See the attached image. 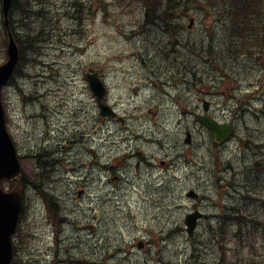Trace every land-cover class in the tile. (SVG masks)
Instances as JSON below:
<instances>
[{
  "label": "rangeland",
  "instance_id": "374dc122",
  "mask_svg": "<svg viewBox=\"0 0 264 264\" xmlns=\"http://www.w3.org/2000/svg\"><path fill=\"white\" fill-rule=\"evenodd\" d=\"M70 1L46 0L52 14L55 15V18H59V23L54 25V27H58V30L53 32V30L49 29L53 35L57 36L54 40L40 43L42 47L40 55H30L29 51L24 50V55H21L17 73L13 78L10 89L6 90L4 94L5 109L8 110V117L11 119L9 122L7 121L8 130L18 150L25 155L22 158V165L24 173L28 181H30L28 185L41 186L37 182L41 170L37 168V164L31 155L35 151V153L42 152L38 151V147L42 145V139L44 140L43 145L49 148L58 147L59 142L64 139L67 141L68 149L73 150L75 148L76 152L83 153L87 159H91L90 148L97 149V142L105 139L104 143L110 144L111 156L120 152H144L145 155L147 154L146 157H157L158 164H161L160 161L163 156L168 157V159H163L167 160L166 164L172 159L175 160L177 158L176 146L178 145L179 153H183L182 159L189 163L196 162L199 168L203 165L204 169L202 171L205 172L199 173V183L197 174H193V172H196L194 166L179 167L177 164V175L174 174L172 182L174 186L178 185L179 188L184 185L182 190L184 196L178 198V188H174V192L172 190V193H168L165 201L169 202L172 205L170 207L175 210H162L166 223L173 225L174 222H180L178 215H184L192 208L193 202L189 201L185 196L186 190L190 187L199 185L198 187L203 194L217 201L216 203H211L207 198L200 204V208L210 215L221 212L225 206H233L235 200L231 194L226 193L223 197L220 194L223 190L217 188L216 183L220 179L219 174L213 175L216 169L213 161L214 147L211 141L213 143L216 142L211 133L194 114L203 113L204 100H211L215 103L214 107L219 120H226L229 114L225 113V109L232 107L236 100L225 102L229 99V95L222 89H214L224 79L225 72L234 71V77L243 86L242 88L238 86L243 93H248L252 85L259 83L260 78L263 77V74L257 72L256 69H244L243 64H246L247 60L250 59L247 53L236 57V42L241 37H236L233 35V31H229L232 39L228 42V48L231 45V51L227 54L217 50L223 46V34L216 37L215 48L212 47L213 42L205 43L203 48L204 35L205 39H208V36L205 33V26L197 20V17H201V14L196 12L193 14L194 16H191L196 19L195 24H193L194 28L185 36L184 43L186 46L182 49H178L177 46V49H175L169 46L174 42V38L166 40V35H162L157 30L144 34V29L139 26L143 12L136 8L132 10L123 9L118 0H105L96 12V16L91 11L84 13L83 22H81L82 26L77 28L75 27V20L67 18L71 15L70 10H67ZM83 1L84 5L91 6L95 0ZM31 8H33L32 5ZM3 20L0 0V65L7 61L6 30ZM189 20L188 17H185L182 22L174 23L172 28L180 30L182 29L180 23H182L185 26L184 29L187 30ZM33 26L36 25L34 24ZM74 30H76L77 34L73 32ZM28 38L31 41H36L39 37L33 34L28 36ZM209 49H212L211 55ZM211 56L215 65L221 62L222 64L225 63L226 66L215 68L210 60ZM259 59L264 62L262 54ZM226 60H228L227 63ZM206 61L207 65L205 64ZM200 66L206 67L205 73L200 76V80L196 85H192L190 72L192 69H199ZM87 67L101 70V73L107 79L110 91L109 100L112 105L117 107L116 110L125 117V122L115 119L100 120L94 96L88 90L83 78V71ZM182 69L184 70L182 74L180 73L179 84L183 75L189 71L187 78L190 85L183 88L181 84L179 87L174 84L173 88V86L169 85L171 81L168 84L166 78L171 76V72H181ZM248 80H253L255 83L244 85L243 81ZM227 85H229V80H227ZM178 88L188 90L186 97L178 94L180 90ZM209 90L216 94L210 99L208 96ZM36 100L39 101L37 105L35 104ZM226 103H230V105L223 107ZM182 105L183 107H181ZM37 109L40 110L37 112ZM41 109H43V113L39 114ZM259 122H262L261 117L256 119L250 116L246 119V124L241 132H246L248 128L251 134L257 136L259 140H263L264 128H258ZM67 129H72L74 132L79 130L84 136L83 140H81L82 143L80 142V137L77 142L74 141L72 143V138L70 136L67 137L69 132H64ZM186 129L190 130L193 136L189 146H187L186 142ZM164 135V138H167V142L164 141L163 146L167 144V149L166 147H160L159 143H149L147 147L139 143L141 137L153 142L162 139L161 136ZM101 136L109 139L101 138ZM171 140L175 142L172 143ZM236 145L237 143L234 142L226 148L218 149L215 152L217 167L220 166L221 159H223L228 165L235 167L237 173H240L243 171L241 165L245 161V165L252 162L255 157L254 151L246 148L245 154L243 150L242 152L239 151ZM79 147L81 148L80 150ZM86 147L89 148V153L86 152ZM240 154H245V161L242 164H239L241 161ZM237 157L240 159L239 162L236 159ZM73 159H76V155L75 158L70 155L64 156L61 160L62 162L57 165L58 173L49 171L44 175L43 187H47L48 181L54 177L56 179V176H58V179L60 178V181H58L59 186L50 187V189L52 192L58 191L64 197L69 193L72 195L77 184L86 180L87 189L94 191V196L97 192L100 193L99 196H103L100 189H95L97 187L96 184L84 177L83 171L79 170ZM237 165L239 168L236 167ZM117 166H121V163L116 162ZM109 170L113 179L117 172L113 168H109ZM244 175L245 172L242 175L233 176L234 186L241 185L239 181L243 180ZM159 176L157 173L151 184H156L162 180ZM224 176L229 181L228 173H221V180L223 181H225L222 179ZM119 180L118 178V180L110 181L111 185L107 186V189L109 187V201L103 203L109 212L106 219H113L112 216H114L119 223H122L127 217V212L134 210L138 205L141 207L148 204L145 200V195L148 196V194L145 193L144 188H134L135 186L132 184L124 186ZM250 184V190L256 187L255 184ZM159 185L162 186L161 184ZM26 191L30 199L38 201L32 191L27 189ZM249 194H251V191ZM46 201H50L48 196ZM38 206L41 209V206ZM67 206L70 207L71 212L72 210L76 211L73 200H70ZM72 213L78 214L76 212ZM209 223L210 220L203 224L202 231L195 244H191L185 239L190 246L186 255H183L181 250H175L174 258L177 264H186L185 259L187 261V257L189 256L190 258L193 248L197 247L199 242L202 254L199 259L193 258L191 264H217L219 244L216 242L218 246L216 245L215 248L210 242L207 234ZM136 224L140 226L141 237L144 236L147 241L149 237L148 235L146 236L145 231L149 225L143 221H138ZM39 226L41 227L40 229L43 228L47 233H51L49 221L45 220ZM32 229H34V225L31 221L24 220L19 226L18 238L24 235L23 238L26 239L28 236L31 237L37 234L38 227L34 231ZM157 232L160 231L158 230ZM134 235L136 236V234ZM112 239L113 236L111 237ZM131 239L135 238L131 236L129 242ZM32 241H35V250L31 254L30 252H27V254L32 256L36 262H38V256L43 261L50 260L51 251H49V248H52L53 251L51 239L49 245L46 244L48 241L38 236H33ZM174 241L180 248L181 241H184V238L178 237ZM135 242L136 245L139 244V241ZM231 247L234 248V244H231ZM143 250H146L145 247ZM259 258L258 260L261 263L264 262L263 255ZM143 259L141 255L138 260H135V263L147 264Z\"/></svg>",
  "mask_w": 264,
  "mask_h": 264
},
{
  "label": "bare ground",
  "instance_id": "6f19581e",
  "mask_svg": "<svg viewBox=\"0 0 264 264\" xmlns=\"http://www.w3.org/2000/svg\"><path fill=\"white\" fill-rule=\"evenodd\" d=\"M171 2H172V3H170L171 9L172 8L173 9L178 8V6H179L178 2H175V0H172ZM12 3L14 5L15 0H12ZM16 3L18 4V1ZM3 5H4V0H1V8L2 9H3ZM31 5L33 7L32 12L33 13L35 12L38 15V17L43 18V24L44 25L45 24L49 25L50 23H52L53 14H52L51 10L49 9V7L47 6V2L45 0H31ZM81 11H82L81 14L83 16H84V13H89V11L95 12V10L91 9L87 5H84V3L81 6ZM145 16H146V13L143 12L142 17H141V21L139 24V26L143 27L144 34H146L147 32L152 33L154 30H157L162 35H166L165 39L167 40V37L170 34L169 31L174 29L172 27H173L175 22L172 23V20L170 18H167L165 21H161L158 18H156L155 15L151 16V17H146V18H145ZM14 17H15V15H14ZM21 20H22V17L20 16L16 19V23H21ZM27 21H28V19L25 22H22L23 23V24H21L22 28H19V30L27 27L25 25V23ZM32 21L33 20H31L30 23ZM38 25L40 26L41 24L39 23ZM49 29H50V27L43 30V32L40 34V36L38 38V41L41 42L44 37H47V35L49 33ZM189 32H190V30H189ZM173 34H175V33H173ZM221 34H223L224 42L228 43L232 39V35L226 30H222ZM11 36L15 40L18 39L17 36L15 38V35H13V33H11ZM204 38H205V35H204ZM25 46L27 47V51H29L30 55H39L40 49L36 45V41H30L29 43L27 42ZM21 52L22 51L20 49V53ZM260 57L257 55L254 58L247 60V63L243 64L244 69H256L259 73L264 74V62L261 59H259ZM205 64L207 65V61ZM199 69H195V72L191 73V75H190L192 77L191 78L192 85H196L199 82L200 76H202L205 73V71H203V69H206V67L204 68L203 66H200ZM174 77L176 78L177 76H174ZM254 79H256V78H254ZM173 81H171L170 84H172ZM251 82L255 83L253 80H248V81H243V84L244 85H251L250 84ZM240 88H242V87H240ZM231 100H236V102L233 103L232 107L225 109V113L229 114V115L226 117V120L223 119L222 121L230 122L233 125V127H234V142L237 143L236 146L238 147L239 151L242 152V150H243L244 153L246 154V151H247L246 148H249V149L254 151V155H255L252 162L249 163L248 165H245L246 164L245 159L240 161V159H238V157L236 158L238 162L240 161L239 164L240 163L242 164L245 161L241 165V168L243 169V171H241L240 173H237V169L235 167L228 165L223 159H221V163H220L221 173L226 172L229 175V181H227L225 179V176H224V177H222V179H224L226 182L223 180H221V182H222L223 186L228 187L227 194H231V196L235 200V202L233 203L234 205L231 207L225 206L222 208L221 212H219L217 214H211L210 215L207 212H204L200 208V204L203 201L207 200V196H206V194H203L202 191H200V189L198 187L199 185L197 187H192V188L190 187L185 192V196L187 198H188L190 193L194 194V196H195V198H193L191 200L193 202V206H192V208H190V210L187 213H189L193 210H200L201 211V213H202L201 228L203 227L204 223H207L210 220V223L208 224V227H207V234L210 238V242L214 245L215 248L217 245L216 242H218V244H219V249H218L219 250V258H218L217 264H221V262H222L221 238H224V241L228 238H231V237L234 239H237L239 241H243L246 238H247V240L248 239L252 240L254 238V236H264V210L261 212H256L257 210L262 209L260 206V203L262 202V200L258 196H261L262 192H264V174H261V172L258 173L257 169H255L253 167L255 162H264V149L259 148L260 146H263L264 139L259 140L257 136L251 134V131L248 130V128H247L246 132L245 131L241 132L243 126L246 124V119L249 118L250 116H253L256 119L261 117L262 122H259L258 128H260V129L264 128V86L260 87L258 84L252 85L251 89L249 90V92L246 95L234 94L229 99H227L225 102H228ZM38 102L39 101L36 100L35 104L37 105ZM229 105H230V103H226L223 107H228ZM39 110L40 109H37V112ZM261 112H263V115L260 114ZM42 113H43V109H41V112L39 114H42ZM206 114L210 115L211 117H213L214 119L219 121V116L217 115V112L215 111V107L213 108V110H211L210 112H208ZM67 131L69 132L67 137L77 136L75 134L71 135V133L74 130L67 129L64 132L68 133ZM76 131L81 136H83L79 130H76ZM186 133L191 138L193 137L192 132L190 130L186 129ZM158 134H159V132H158ZM103 137H105V136H101V138H103ZM164 137H165V135L161 136L162 139L157 140L158 142L157 141L151 142V140H150V143H156V144L159 143L160 147H163V148L166 147V149H167V144H166V146H163V142L164 141L167 142V138H164ZM105 138H108V137H105ZM96 140H97V138H96ZM105 141H106L105 139L102 140L103 143ZM43 142H44V140L42 139L41 140L42 145H40V147H38V151H42L40 154L41 155L40 160L42 162L41 165L49 164V167H51L50 164H58V163L62 162L61 160L64 156L71 155V150L67 148V141H65L64 139H63V141L59 142L58 147L54 146L57 148H61V150L63 151V152L59 153V155H60L59 159L60 160H57V156H50L49 153L47 152V150L43 151L46 149V146L43 145ZM171 142L174 143L175 141L171 140ZM139 143H140V145L141 144L144 145L146 143L145 138L141 137L139 140ZM107 144H108V146H105V145L104 146H105V149L106 148L109 149V153H110V147H109L110 144L109 143H107ZM211 144L214 147V153H213V159L214 160L213 161L215 164V159H216L215 152H216V150L224 149L226 147L220 148V146L217 143H213L212 141H211ZM176 150H177V158L175 160L172 159V161L167 162V165H168L167 174L164 177V179L161 178L160 170L158 169L150 177L148 183L143 182L144 189L146 190L145 193L148 194V196L145 195L146 199L148 200V206H146V208H145L144 215L152 218L153 222L157 226V231L158 230L160 231V232H154V235L151 236L147 241H145V245H146L145 251L143 250L144 247H142L140 245H136L135 239H131V241L129 242V238L131 236L136 238V236L134 234L137 235L139 233V226H138V224H136L137 221L134 220V217H132L133 210H130V212L126 213L127 217H125V220L122 223H119L118 220H116L115 218L110 219L108 230L106 228H104V230L99 228V229H95L94 231H92L91 229L86 227L82 231V230H80V227L83 225H86V223H85L84 219H81V217H80L81 215L79 213L86 211L85 210L86 204L84 202H81V201L74 202V209L76 211L72 210V212H76L78 214L75 215L74 213H72L70 219L77 222V228L73 227V228L66 230V232L63 234V236H67L69 239L77 238L78 239V241L76 242L77 246L79 248H82L84 251L89 249V248H92L94 250L95 258H97V260H94L90 264H136L135 260H138L139 256H141V255L144 258L143 261L147 264H177L175 262V258H174L175 257V255H174L175 250H178V251L181 250L183 255H186L188 253L190 246L186 242L185 239H187V241L189 243L195 244V242L197 241V238H198V236L202 230L200 229V232L197 234V236L193 240H189L186 237V235L184 234V232L181 230V226H180L181 222H178V223L174 222L173 225L166 223V219H164V214L162 211L165 209L166 210H175V209L170 207L172 205L169 202L165 201V198L167 197L168 193L169 192L172 193V190L174 192V188H176V189L178 188V190H179V197L178 198H182L184 196V192H182V190L184 189V185H182V187L179 188L178 185L174 186L173 182H172L173 176H175L174 174L177 175V173H176L178 171V165L177 164H179V167L194 166L196 168V172H193V174H197L198 178H199L200 172L201 173L205 172V171H202L204 169L203 165L199 168V165L196 162L189 163L185 159H182V157H180L181 152L179 153L178 145L176 146ZM245 154H244V157H245ZM165 158H166V156H165ZM223 158H224V156H223ZM166 159H168V157ZM119 161L125 162L124 161V153L120 152V153H116L112 156L110 155L111 168H112V165H115V168H113V169L116 170V172H117L116 176H119V179H121L120 178L121 173H122L120 171L121 166L116 167V162H119ZM244 166H245V168H244ZM236 167L239 168L238 165ZM198 168H199V170H198ZM214 168H215V165H214ZM47 169H48V167H47ZM263 171H264V169H263ZM244 172H245V175H244L243 180L239 181L241 185L240 186H234L233 176L237 175V174L242 175ZM157 173L160 175L159 177L162 180H160L156 184H151L152 179L156 178ZM170 174H173V175H170ZM127 176H129L131 178H135L134 171L127 173ZM110 178H112L111 175H110ZM40 181H41V177H39L37 179V182L39 184H40ZM53 182L56 184L55 177L49 180V183L53 184ZM119 182H120V180H119ZM250 183L255 184V186L257 184H260V185H262V188L256 189V187H254L252 190H250V188H249V187H251ZM159 184H161L162 186H160ZM108 185H111V183L109 182ZM125 185H127V184L124 183V186ZM137 185H138V183H136L134 185L135 186L134 188H136ZM37 186L38 185L26 186L27 190L32 191L36 195V198L38 201H36V200L35 201L37 202V204H39L41 206V200H46L47 196H48L50 198V201L59 204L58 209L60 208L63 214H65V212H71L70 207L67 206L69 203V200H64V202H63L60 199H58V197L56 195H52V196L49 195L48 189H44V196H43L39 192V188ZM107 190H109V187ZM250 191H251V194H249ZM106 194H109V191ZM240 207L242 209L245 207V210L247 208V211L245 213L247 215L246 217H244V215L241 214ZM253 212H256V213H253ZM25 213L26 214L30 213L29 208L27 206L25 208ZM261 218H262V220H261ZM30 221L34 225V229L37 227L39 229V225L43 222V218H42L41 213H39V212L38 213H31ZM56 223L58 224L57 225L58 227H63V225H64L63 219L56 221ZM103 227H105V226H103ZM216 228H219L218 233H212ZM34 229H32V231H34ZM44 231H46V230H44L42 228L39 231L37 230V234H35L36 232L34 234H35V236L43 237ZM47 236H49L48 233H47ZM112 236H113V239L111 240ZM178 237L184 238V241H181V247L180 248H178V246L176 245V242L174 241V239L178 238ZM22 243H24V242H22ZM20 245H26V244H20ZM257 252L260 256L264 255V251H261L258 249ZM201 254H202V251H201V246H200V242H199L198 246L193 248V251L191 252L190 258L188 256L187 257L188 260L186 261V259H185V263L191 264L192 259L193 258L199 259ZM49 259H50V257H49ZM43 262H44L43 260H40L38 262L31 260L29 264H43ZM257 262H259V260H257ZM257 262L255 261L254 257L247 259V258H244L242 256L237 255L235 258L236 264L237 263H240V264H258Z\"/></svg>",
  "mask_w": 264,
  "mask_h": 264
},
{
  "label": "flooded vegetation",
  "instance_id": "af4514ba",
  "mask_svg": "<svg viewBox=\"0 0 264 264\" xmlns=\"http://www.w3.org/2000/svg\"><path fill=\"white\" fill-rule=\"evenodd\" d=\"M182 28V27H181ZM184 31V33H183ZM170 34L168 35L167 39H170L175 35L177 36V40L178 41V49L179 48H183L185 43V36L186 34L189 33V30L182 28V30H170L169 32ZM175 33V34H173ZM166 45V44H165ZM184 69L181 70V72L178 71H173L171 72V77H172V84H169L171 86H173L174 88V83H176L180 77V73L182 74ZM200 70V69H199ZM203 71H205V69H203ZM195 69H192L190 72L194 73ZM174 76H177L176 78ZM188 72H186L183 75V78L180 80V84L182 85L183 88H185V86L187 87L188 85H190V82L188 80ZM256 80V79H255ZM192 82V81H191ZM250 84H254L253 82H251ZM257 84V83H255ZM77 135L78 139L79 137L80 142L81 140H83L84 136H81L77 131H73L71 133V135ZM146 140V139H145ZM82 143V142H81ZM150 143V140H146V143L143 145L145 147L148 146V144ZM104 144H106L105 146H108L107 143H103L101 140H99L97 142V149H92L91 150V159H87L83 153H78L76 152V149L71 150V155L75 158L76 155V159H73L76 162V165H78L77 167L79 168V170L83 171L84 177H87V179H90L92 182H94L96 184V188L100 189L101 193L103 194V196H100V198H97V203L98 202H107L109 201V194L108 190H107V185L109 184V182L111 180H118L119 176H115L113 179L110 178V170H107L109 168H111L110 165V153H109V149H105ZM81 148L79 147V150ZM47 152L49 153L50 156H57V160H60L59 157V153L63 152L61 150V148H57V147H50ZM86 152L89 153V148L86 147ZM93 156V158H92ZM147 154L145 155L144 152H130V153H124V161L125 162H120L121 163V169L120 171L121 176H120V183L121 184H132L135 185L136 183H138L137 187L140 188H144V184L143 182L148 183L150 177L153 175V173H155L158 169L160 170V175L161 178L164 179V177L167 174V167L168 165L166 164V160H163L165 158V156H163L162 160L160 161L161 164H158L156 161H154L151 157H146ZM91 160V161H90ZM61 163V162H60ZM58 164H49L47 165H40L41 169L44 172H55L58 173L57 171V165ZM179 165V164H178ZM48 167V169H47ZM115 165H112V168H114ZM46 168V169H45ZM94 169V171H93ZM199 170V168H198ZM134 171L135 173V178H131L129 176H127V173ZM141 173V174H140ZM163 173V174H162ZM57 175V174H56ZM87 175V176H86ZM105 175V176H104ZM41 177V181H40V185L41 186H37L39 188V192L41 193V195L44 196V189H48V194L49 195H56L58 197V199H60L61 201L64 202V200H73L74 202L76 201H81L84 202L86 204V211L85 212H80L79 214L81 215V219L85 220L86 225H83L80 227V230H84L86 227L91 229L92 231H94L95 229H103L106 228L107 230L109 229V220L107 219H102V218H98L95 215L91 214V206L94 202V191L92 190H88L87 186L83 187V189L85 190V196L82 199H77L75 198L73 195H71V193H69L67 196H62L60 193H58V191L52 192L50 187H56L59 186L58 185V181H60V178L58 179V176H56V184L53 182L52 183H48L46 184L47 187H43V182L45 181L44 176H40ZM198 182H199V178H198ZM42 183V184H41ZM65 184V182H64ZM79 189L76 186V190ZM145 190V189H144ZM140 191V190H139ZM146 192V190H145ZM46 200H41V208L43 210H45L46 208ZM59 204L58 203H54L52 201H50L49 203V207L47 208V212L46 215L48 217V219L52 222H54L55 224L51 227V233H48L49 236H47V232L44 231L45 234H43V239H45L46 241H48L46 244L49 245L50 244V239H51V243L53 245V251L51 253L50 256V260H46L43 262V264H90L91 262H93L94 260H97V258H95V252L92 248H89L87 250H83L82 248H79L77 246V238H71L69 239L67 236H63V234L66 232V230L70 229V228H77V222L74 220H71V214L72 212H65V214L62 213L61 209H58ZM57 210V211H56ZM58 214V215H57ZM63 219L64 221V225L63 227H58L56 221ZM73 223V224H72ZM105 226V227H103ZM46 235V236H45ZM45 236V237H44ZM50 237V239H49Z\"/></svg>",
  "mask_w": 264,
  "mask_h": 264
},
{
  "label": "trees",
  "instance_id": "16d2710c",
  "mask_svg": "<svg viewBox=\"0 0 264 264\" xmlns=\"http://www.w3.org/2000/svg\"><path fill=\"white\" fill-rule=\"evenodd\" d=\"M18 1V4L16 3ZM172 0H119V3L121 4V7L123 9H138L142 12L146 13V17L154 16L158 18L161 21H165L167 18H170L172 22H182L183 17L187 16V14L193 9H197L200 6H204L210 13L211 16L209 18L203 17L202 19L211 20V21H219L221 23L222 27L225 28L226 31H233V35L236 37H241L237 40V48L236 57H239L240 55L247 53L251 58H254L255 55L252 57L251 52L254 50V48L257 46L262 47V23L264 21V0H175V2L179 3L178 8L171 9L170 3ZM78 5V3H76ZM76 5V16L75 19L78 21V23L83 21V15L81 14V6L82 3L78 6ZM33 8H31V0H15V4L13 6V10L11 11L10 16V22H11V29L13 35L18 37L17 42L19 45V48L21 49V54L24 55V50H27V47L25 46L26 43L30 42L31 40L28 38V36L35 34V36L39 37L40 34L45 30L46 28H49L52 24L49 25H43L42 19L38 17V15L34 12H32ZM52 12V11H51ZM15 13V14H14ZM13 14V15H12ZM15 15V17H14ZM22 17L21 23H16V19L18 17ZM28 19V21L25 23L27 26L26 28H23L19 30V28H22L21 24L22 22H25ZM55 17L53 16V21ZM33 20L31 23L30 21ZM41 24L40 26L38 24ZM30 24V25H29ZM36 26H33V25ZM172 24V23H171ZM170 24V25H171ZM182 28H185L184 24L180 23ZM143 27H141L142 29ZM208 29V28H207ZM170 32V31H169ZM50 31L47 36H49ZM19 35V36H18ZM28 35V36H27ZM212 35V34H211ZM52 36V35H51ZM174 37L173 40L176 44H178L176 41L178 38L175 35H172ZM220 36V35H218ZM217 36V37H218ZM244 37V39H242ZM215 39H207L203 41V48L205 43H212L213 42V48H215ZM38 40H36V45H38ZM229 43L224 42L223 46H221L219 49L222 53H229L231 51V45L228 48ZM186 46V45H184ZM218 47V46H217ZM243 47V48H242ZM252 47V48H251ZM261 50V49H260ZM210 55L212 49H209ZM210 60L212 61V65L215 68H221L225 67L226 64H222L221 62H218V65H215L213 63L212 56L210 57ZM229 60V59H228ZM226 60V63L227 61ZM264 86V82L261 83L260 87ZM256 114V113H255ZM260 114L263 115V112ZM260 149H264L263 146L259 147ZM253 167L257 169L258 173L261 172V174H264V162H255ZM262 188V185L257 184L256 189ZM260 199L262 202L260 203V206L262 209L257 210L256 212H261L264 210V192H262ZM245 210V207L242 209L240 207L241 214L246 217L245 214L247 211V208ZM253 212V213H256ZM262 220V218H261ZM224 238H221V251H222V262L221 264H232L229 263L228 256L226 254V249L223 245ZM236 264V263H234ZM240 264V263H237Z\"/></svg>",
  "mask_w": 264,
  "mask_h": 264
},
{
  "label": "water",
  "instance_id": "95a60500",
  "mask_svg": "<svg viewBox=\"0 0 264 264\" xmlns=\"http://www.w3.org/2000/svg\"><path fill=\"white\" fill-rule=\"evenodd\" d=\"M11 4L12 0H4L3 12L6 17L10 11ZM5 24L8 25L7 19ZM8 56V63L0 68V180L2 177L11 179L20 173L15 148L5 129L4 113L1 104L2 88L13 73L19 58L17 46L12 38L8 47ZM88 82L90 90L97 98V101L101 103L105 89L97 74L88 76ZM107 111L111 115L110 110ZM203 122L212 130L217 138L220 137L219 132L225 129V126L219 125L211 118L203 119ZM221 134L222 140H224L225 134L223 132ZM13 196H17V193L13 192L11 195L4 196L0 191V264H9L12 257L11 235L15 231L20 211L18 201L12 200ZM188 224H190V219L188 220ZM192 230L193 226L189 229L190 234Z\"/></svg>",
  "mask_w": 264,
  "mask_h": 264
}]
</instances>
